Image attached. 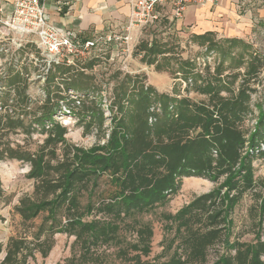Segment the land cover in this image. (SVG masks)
<instances>
[{"label": "rangeland", "instance_id": "obj_1", "mask_svg": "<svg viewBox=\"0 0 264 264\" xmlns=\"http://www.w3.org/2000/svg\"><path fill=\"white\" fill-rule=\"evenodd\" d=\"M141 30L136 45L124 54V48L93 51L86 60L49 70L34 44L18 47L14 38L0 36V261L9 237L25 242L5 264H129L117 256L115 240L93 246L82 259L75 235L60 230L72 218L65 209L71 193L79 195L80 211L86 204L93 206L85 220L111 217L99 210L115 193L107 174L96 181L77 174L67 188L63 174L76 164L77 149L88 151L108 142L121 115H132L126 119L130 132L144 127L143 140L159 147L174 136L193 138L200 132L197 118L206 111L243 131L238 158L227 173H220V155L213 149L208 175L180 177L176 192L163 205L135 217L153 232L150 252L141 255L142 261L163 260L164 240L174 234L164 216L213 190L218 194L211 199L214 204L207 203L209 213L217 210L225 192L233 200L225 220L216 223L221 233L229 234L231 242L252 243L257 236L264 242V122L262 138L251 144L260 115L264 117V23L251 38L235 44L226 38L178 34L162 22ZM152 44L157 45L155 53L150 52ZM145 94L148 99L142 103ZM163 96L173 98L171 108L163 106ZM230 102L236 104L234 111ZM39 161L42 176L29 177ZM244 162L235 189L228 191L227 178ZM245 168L250 175L244 174ZM46 201L45 211L22 219L23 206ZM50 205L56 206L52 215ZM194 225L200 226L197 221ZM120 235L126 238L124 247L137 241L133 229L124 228ZM224 251L219 241L208 248L204 262L189 264H213ZM227 252L234 255V250Z\"/></svg>", "mask_w": 264, "mask_h": 264}, {"label": "trees", "instance_id": "obj_2", "mask_svg": "<svg viewBox=\"0 0 264 264\" xmlns=\"http://www.w3.org/2000/svg\"><path fill=\"white\" fill-rule=\"evenodd\" d=\"M228 40L231 44H235L240 39ZM150 48H152L150 52L155 53L154 48H157V45L152 44ZM140 99L144 103L147 101L148 95L145 94ZM161 100L165 102H162L165 108L172 107L171 104H168L173 100L170 96H163ZM227 105H229L230 111L236 109L234 103L230 102ZM131 116L123 117L121 115L120 125L115 126V132H112L106 144L88 151L77 149V153L74 154L76 164L63 174L66 188L70 187L72 179L77 174H83L87 180L94 181L98 180L101 175L107 174L110 177V182L115 185V193L110 196L112 200L109 203H103L99 208L100 211L111 215L108 219L94 217L85 220L84 217L92 213L93 206L86 204L80 211L82 206L79 195L71 193L69 196L65 209L72 218L60 230L75 235V241L83 249V253H80L79 257L83 259L89 255L93 246L108 244L115 240L117 256L121 260H128L129 264L202 263L205 261L208 248L221 241L225 251L217 257L213 264H264V259H262L264 258V242L259 236L252 243L231 242L229 234L223 235L221 233L223 230L216 226L219 220H225L224 215L229 213L228 210H230L233 201L229 192H225L217 210L214 209L212 214L209 213L210 205L207 203L210 201L213 202L211 204H214L215 200L211 199L213 197L216 199L218 194L216 190L196 197L176 214L164 216L166 220H171L169 231L174 234L171 238L166 236L164 240L163 260L154 258L142 261L140 259L141 255H147L150 252V239L153 232L149 225L140 223L135 220V217L151 211L157 205H163L176 192L177 179L180 177L208 175L207 169L211 168L209 156L213 149L220 155L223 167L220 173L223 171L227 173L238 158V148L243 144V131L236 130L234 125H226L227 120L224 117L220 120L218 117H214L213 113L206 111L197 118V127L200 132L193 138L174 136L162 147H159L160 143L157 145L143 140V136L146 137L143 131L144 127L139 126L134 128L133 133L130 132L126 119H131ZM263 118V115H260L257 130L251 138L252 145L257 142L256 140L262 138L259 131L261 123L264 122ZM171 136L172 134L169 135V137ZM160 148L161 151H159ZM244 164L245 162L241 163L238 170L235 173L232 172L227 178L224 186L228 191L235 189L233 188L235 176L240 174L241 168L246 167ZM244 171V174L250 175L249 169L245 168ZM42 173L39 161L33 164V170L29 173V177L38 179ZM208 177L212 181L215 180L214 176L210 174ZM47 205H49L48 201L28 203L21 208L19 213L23 220L28 221L45 211ZM48 209H50V215L56 213L55 205ZM195 221L200 226H195ZM124 228L126 230L127 228L133 229L137 238V241L130 243L128 247L122 246L127 243L125 242L126 238L120 235V230ZM24 243L22 240L9 237L5 247V256L0 264L12 262L14 255L21 251L20 245L23 246ZM230 250H234V255L227 252ZM1 251L2 245L0 244V253ZM132 251H136L137 254L131 256Z\"/></svg>", "mask_w": 264, "mask_h": 264}, {"label": "crops", "instance_id": "obj_3", "mask_svg": "<svg viewBox=\"0 0 264 264\" xmlns=\"http://www.w3.org/2000/svg\"><path fill=\"white\" fill-rule=\"evenodd\" d=\"M41 2L45 4L47 13L56 25L75 31L82 39H91L109 31L123 35L131 11L127 0ZM158 9L162 17L156 24L162 22L173 27L178 34L195 37L206 35L247 39L251 38L259 24L264 23V0H218L202 5L188 4L180 19L172 18V8L169 4ZM141 31L132 29L129 35L137 41Z\"/></svg>", "mask_w": 264, "mask_h": 264}, {"label": "built area", "instance_id": "obj_4", "mask_svg": "<svg viewBox=\"0 0 264 264\" xmlns=\"http://www.w3.org/2000/svg\"><path fill=\"white\" fill-rule=\"evenodd\" d=\"M127 1L131 11L123 35L109 31L91 39H82L75 31L56 25L41 0H0V36L14 38L13 43L18 47L33 43L40 51L46 70H49L61 64H73L75 60H86L93 51L101 54L124 48L121 49L122 54L128 52L136 45V40L129 35L130 31L141 30L160 21L162 15L158 8L161 6L169 4L172 18L180 19L188 4L202 5L218 0Z\"/></svg>", "mask_w": 264, "mask_h": 264}]
</instances>
